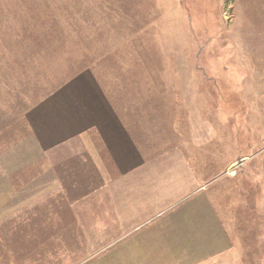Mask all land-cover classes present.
Returning a JSON list of instances; mask_svg holds the SVG:
<instances>
[{"label":"rangeland","instance_id":"rangeland-1","mask_svg":"<svg viewBox=\"0 0 264 264\" xmlns=\"http://www.w3.org/2000/svg\"><path fill=\"white\" fill-rule=\"evenodd\" d=\"M112 70L135 90L160 73L153 87L163 94L166 131L175 125L199 152L187 155L204 185L195 198L214 202L227 240V251L201 264H264V0H0V184L26 180L13 164L33 147L37 108L60 107L65 92L86 86L105 94L96 78ZM174 210L109 238L98 259L122 263L127 246L145 248L135 244L145 234L162 240L175 230ZM149 252L145 259L159 260L149 264L174 263Z\"/></svg>","mask_w":264,"mask_h":264},{"label":"crops","instance_id":"crops-1","mask_svg":"<svg viewBox=\"0 0 264 264\" xmlns=\"http://www.w3.org/2000/svg\"><path fill=\"white\" fill-rule=\"evenodd\" d=\"M101 72L108 79L96 78V86L100 82L105 94L86 86L78 95L65 92L60 107L54 100L37 108L33 147L17 151L13 164L26 180L0 184V230L6 239L0 264H82L88 259L103 264L97 255L109 238L125 229L139 231L173 208L174 231L163 233L162 240L145 234L135 242L145 248L127 246L126 260L121 263L118 256L111 263H158L145 259L153 248L169 253L162 261L173 264H201L227 251L214 202L195 198L204 185L194 179L199 161L191 167L187 155L199 152L187 146L175 125L171 135L167 132L163 94L153 87L160 73L151 72L146 90H135L120 85L119 70ZM204 162L208 168L209 159Z\"/></svg>","mask_w":264,"mask_h":264}]
</instances>
